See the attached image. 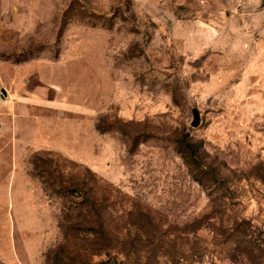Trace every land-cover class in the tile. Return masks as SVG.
<instances>
[{
	"label": "rangeland",
	"instance_id": "374dc122",
	"mask_svg": "<svg viewBox=\"0 0 264 264\" xmlns=\"http://www.w3.org/2000/svg\"><path fill=\"white\" fill-rule=\"evenodd\" d=\"M0 264H264V0H0Z\"/></svg>",
	"mask_w": 264,
	"mask_h": 264
},
{
	"label": "trees",
	"instance_id": "16d2710c",
	"mask_svg": "<svg viewBox=\"0 0 264 264\" xmlns=\"http://www.w3.org/2000/svg\"><path fill=\"white\" fill-rule=\"evenodd\" d=\"M184 151H185L186 157H187V154L189 153L188 155L192 156L194 159H199V157H198L199 156L198 155L199 144L188 143V144H186ZM187 162L191 163V165L193 163L192 161L188 160V157H187Z\"/></svg>",
	"mask_w": 264,
	"mask_h": 264
},
{
	"label": "water",
	"instance_id": "95a60500",
	"mask_svg": "<svg viewBox=\"0 0 264 264\" xmlns=\"http://www.w3.org/2000/svg\"><path fill=\"white\" fill-rule=\"evenodd\" d=\"M201 121V115L197 109L193 110V127H197L200 124Z\"/></svg>",
	"mask_w": 264,
	"mask_h": 264
}]
</instances>
